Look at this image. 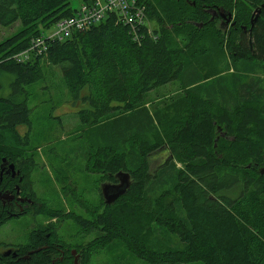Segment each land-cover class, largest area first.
<instances>
[{
    "label": "trees",
    "instance_id": "trees-1",
    "mask_svg": "<svg viewBox=\"0 0 264 264\" xmlns=\"http://www.w3.org/2000/svg\"><path fill=\"white\" fill-rule=\"evenodd\" d=\"M140 1L156 25H143L137 39L108 16L17 61L41 29L73 10L70 0H0V27L18 22L0 41V75L10 82L6 95L0 83V160H25L29 175L17 128L30 125L26 88L43 80L46 62L75 98L87 88L76 112L89 131L84 172L98 177L99 192L117 172L130 175L112 205L101 193L95 203L77 204V188L66 186L76 183L67 182L60 191H70L68 212L34 197L40 212L60 229L71 222L80 238L71 243L58 230L26 264H73L70 248L89 264L115 244L144 264H264V0ZM213 10L231 13L233 24L222 27ZM172 81L180 95L150 109L146 94ZM247 111L259 121L256 130L238 125ZM162 146L168 154L151 170L148 157ZM0 213L1 226L9 217ZM0 264L23 263L3 257Z\"/></svg>",
    "mask_w": 264,
    "mask_h": 264
},
{
    "label": "rangeland",
    "instance_id": "rangeland-1",
    "mask_svg": "<svg viewBox=\"0 0 264 264\" xmlns=\"http://www.w3.org/2000/svg\"><path fill=\"white\" fill-rule=\"evenodd\" d=\"M82 0H70L73 11L80 8ZM233 18V17H232ZM156 22L152 18L145 19L147 30L152 29ZM18 27V22L10 27H0V41L5 40ZM56 30L55 25L41 29V35L48 37ZM43 54V53H42ZM40 55V54H39ZM42 81L35 83L26 89L30 91L28 106L30 108V125L18 126L17 131L24 145L25 156L32 161L29 172L30 183L33 189L40 195V204L53 210L60 209L68 212L71 199L70 191L62 193L60 187L67 183H76L75 186L79 199L77 204L89 205L98 201L100 195L97 185L98 177L84 172V166L89 155L90 146L88 130L82 125L77 115V110L82 104V96L87 88L80 89L79 97L75 98L62 78V73L55 67L44 63ZM0 83L4 87L3 95L8 93L9 78L6 74L0 75ZM178 81H172L159 88L149 91L144 97V102L150 109L160 108L164 103L180 95ZM93 91V87L92 90ZM259 121L252 111H247L238 125L243 129L256 130ZM220 128V129H219ZM219 137L225 135V130L219 127ZM232 138V136H229ZM166 146L159 147L149 155L148 164L150 169L159 165L167 156ZM59 178V181L56 178ZM96 178V179H95ZM72 189V188H71ZM70 189V190H71ZM82 191V193H81ZM74 206V205H73ZM43 207V206H42ZM77 211L83 213V208ZM55 218V217H54ZM45 213L41 212L34 220L41 223L50 220ZM27 224V223H26ZM21 222L23 228L26 225ZM17 228V221H9L0 227V241H11ZM69 242L74 243L80 236H75V228L71 222L59 229ZM72 236H75L73 239ZM92 236L84 238L89 241ZM68 242V241H67ZM89 264H144L127 252L121 244L112 245L109 250H103L94 255Z\"/></svg>",
    "mask_w": 264,
    "mask_h": 264
},
{
    "label": "flooded vegetation",
    "instance_id": "flooded-vegetation-1",
    "mask_svg": "<svg viewBox=\"0 0 264 264\" xmlns=\"http://www.w3.org/2000/svg\"><path fill=\"white\" fill-rule=\"evenodd\" d=\"M215 15L219 16V12ZM219 18L222 27L226 28L233 24L232 21L226 23L220 16ZM26 165L25 160H10L7 158L0 160V212L4 211L6 217H9L7 222L17 221L13 240L0 241V261L3 257H11L12 262L23 264L33 258L35 260L37 257H34V253L47 248L49 243L46 239L52 233L57 235L60 229L57 218L43 220L41 223L34 220L41 213L39 211L41 209L39 200L34 199V197L40 199V195L33 189L29 175L25 177L26 172L22 173ZM28 171L30 172V169ZM21 222L27 223L24 228ZM35 244H39L38 247H33ZM59 244V242H56V247L53 246L57 251H59ZM6 251H10V253L4 256L3 253ZM69 255L72 256L73 264L75 257L77 258V264H80V253L75 248L69 249ZM54 261L55 259L52 260V262Z\"/></svg>",
    "mask_w": 264,
    "mask_h": 264
},
{
    "label": "built area",
    "instance_id": "built-area-1",
    "mask_svg": "<svg viewBox=\"0 0 264 264\" xmlns=\"http://www.w3.org/2000/svg\"><path fill=\"white\" fill-rule=\"evenodd\" d=\"M108 16H111L115 22L127 25L132 37L137 39L138 31L145 25L146 10L140 0H82L80 8L73 11L71 16L61 18L53 24L56 30L52 34L48 37L41 35L34 38L28 49L14 57L17 61H24L29 53L39 55L46 51L45 41L63 40L73 31H82L97 25Z\"/></svg>",
    "mask_w": 264,
    "mask_h": 264
},
{
    "label": "water",
    "instance_id": "water-1",
    "mask_svg": "<svg viewBox=\"0 0 264 264\" xmlns=\"http://www.w3.org/2000/svg\"><path fill=\"white\" fill-rule=\"evenodd\" d=\"M213 13L215 14V11L213 10ZM260 14V9L256 8L254 9L250 23L251 27L253 22L257 19V17ZM219 16L223 19L224 22L228 23L232 19L231 13H223L219 12ZM250 27V28H251ZM245 29V27L243 28ZM115 182H103L100 185V193L102 200L104 204L106 205H112L120 196L124 195L130 185V175L128 172L125 171H119L115 174ZM10 253V251H6L3 253L4 256H7ZM74 264H77V258H74Z\"/></svg>",
    "mask_w": 264,
    "mask_h": 264
}]
</instances>
